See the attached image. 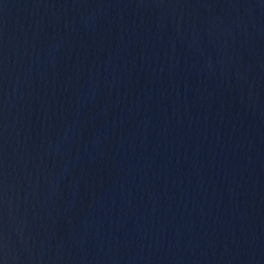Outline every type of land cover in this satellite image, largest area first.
<instances>
[{"label": "water", "instance_id": "obj_1", "mask_svg": "<svg viewBox=\"0 0 264 264\" xmlns=\"http://www.w3.org/2000/svg\"><path fill=\"white\" fill-rule=\"evenodd\" d=\"M0 264H264V0H0Z\"/></svg>", "mask_w": 264, "mask_h": 264}]
</instances>
